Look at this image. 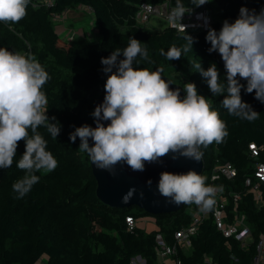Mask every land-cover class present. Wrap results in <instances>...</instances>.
<instances>
[{
    "label": "trees",
    "instance_id": "1",
    "mask_svg": "<svg viewBox=\"0 0 264 264\" xmlns=\"http://www.w3.org/2000/svg\"><path fill=\"white\" fill-rule=\"evenodd\" d=\"M173 7L177 0H31L27 15L19 23H0V47L14 53L33 55L49 74L44 85L47 97V115L55 116L61 133L54 139L41 126L38 132L47 141V150L58 161L51 173H36L40 179L23 198H17L12 185L25 175L15 163L9 169H0V264H130L136 255L145 257L149 264L156 259L155 234L161 231L170 238L173 231L189 224L192 216L185 207L177 212L153 215L139 206H113L104 203L97 195V179L93 174L87 153L79 150L80 139L72 143L69 134L75 127L93 126L91 115L96 102L104 94L107 75L102 71V57L128 45L129 38L141 41L148 52V60L137 58L134 67L150 71L161 70L162 77L171 83L192 82L198 93L204 95L212 109L227 124L228 136L223 142L213 143L203 152V176L211 174L217 163L231 162L237 169L234 179H219L217 185L230 199L229 213L236 209L246 217L252 236L243 247L238 241L227 238L217 230L212 217L203 220L199 233L193 239L191 251L183 258L186 264H201L209 254L219 264H252L256 245L264 233V204H260L246 185L248 177L258 181L255 165L264 163V103L255 99V92L241 90L242 99L260 113L249 122L229 115L221 102L227 95L212 96L205 78L197 72L195 64L207 68L215 63L220 82L227 88L224 62L218 52L209 53L207 31H191L196 38L193 49L178 60L170 61L160 53L175 47L182 50L188 41L186 32L170 25L162 29H149L138 23L136 13L142 2ZM192 9V0H182ZM211 28L221 29L227 19L234 22L241 7L264 9V0H211ZM79 6L92 10L98 36L78 37L76 41L62 40V28L57 16ZM197 8V7H194ZM58 18V17H57ZM121 55L119 59H123ZM246 86V81L241 80ZM261 147L257 157L251 156L250 144ZM25 151L21 141L17 150L18 161ZM264 202V184L261 185ZM236 196L237 199L235 198ZM139 220L150 216L154 228L150 231L139 226L130 228L126 217ZM232 254L235 255L233 259Z\"/></svg>",
    "mask_w": 264,
    "mask_h": 264
},
{
    "label": "clouds",
    "instance_id": "2",
    "mask_svg": "<svg viewBox=\"0 0 264 264\" xmlns=\"http://www.w3.org/2000/svg\"><path fill=\"white\" fill-rule=\"evenodd\" d=\"M211 0H192L194 7H201ZM31 0H0V23H19L27 15ZM182 0L169 14L172 23H182L185 14H191ZM209 23V18H204ZM188 44L182 49L175 47L161 55L173 61L193 49L196 38L186 32ZM206 41L208 52H218L226 70L227 88L220 82L215 63L207 70L201 63L195 64L212 96L227 93L221 104L229 115L249 122L259 118L260 113L245 102L241 90L264 103V9L241 7L234 22L225 20L221 29L209 27ZM141 41L129 38L121 52L114 50L102 57V71L107 75L102 104L91 114L95 127L85 124L75 127L69 134L70 141L80 139L79 150L87 153L96 169L115 175L116 165L126 164L134 172H143L146 164L156 163L171 155L202 161L201 148L219 144L228 136L227 124L212 109L206 97L198 93L195 83L183 87L186 95L181 98L180 89L173 90L170 81L162 77L161 70L150 71L134 67L137 58L148 60L147 50ZM121 55L123 59H119ZM50 79L35 56L14 53L0 47V169H9L15 163L23 170V178L13 183L17 198L27 195L39 182L36 173H51L58 161L47 150V141L38 132L44 126L54 139L61 133V125L55 116L47 115V97L43 90ZM246 81V86L241 83ZM104 121H110L105 125ZM90 140L92 143L90 144ZM25 142V151L16 160L19 143ZM207 177L190 170L187 173L162 172L157 186L160 196L175 205L195 204L201 212H209L215 204L218 188L206 183ZM148 186L152 184L147 181ZM136 188L122 197L127 204ZM144 198V192H140Z\"/></svg>",
    "mask_w": 264,
    "mask_h": 264
},
{
    "label": "built area",
    "instance_id": "3",
    "mask_svg": "<svg viewBox=\"0 0 264 264\" xmlns=\"http://www.w3.org/2000/svg\"><path fill=\"white\" fill-rule=\"evenodd\" d=\"M51 3L54 0H46ZM174 7L169 1L157 5L148 2H142L138 5L136 18L140 25H148L153 15H160L169 21V25L178 31L185 32L181 28L179 22L175 24L170 22L169 14ZM191 11V9H189ZM63 15L56 17L61 20ZM209 18V23H205L204 18ZM182 23L187 25L186 32L191 31H208L212 26L213 17L211 10L207 4L194 8L191 14H185ZM75 38V33H68L66 41L72 42ZM261 147L256 143L250 144L251 156L257 157ZM255 174L259 178L254 181L253 178L248 177L245 181L246 185L250 187L254 193L255 199L260 203L263 202V194L261 193V185L264 184V163H257L255 165ZM237 175V169L231 162L217 163L211 174H209L208 185L218 188L215 204L211 211L205 213L201 212L195 204L188 205L186 211L192 216L189 224L173 231L170 238L166 237L161 231L155 234V254L156 259L153 264H186L183 255L189 253L193 247V239L199 233L200 226L204 219L212 217L218 231H220L226 238L227 244L231 247L230 239L238 241L243 247L249 244L248 239L252 236L251 228L246 223V217L238 210H232V214L228 211L230 198L223 193L221 187L217 185L219 179H234ZM238 196L235 198L237 199ZM126 221L130 228L138 226V220L133 216H127ZM233 259L235 255L232 254ZM130 264H149L147 259L142 255H136L131 259ZM201 264H219L213 260L209 254L203 256ZM252 264H264V233H261L256 245V253Z\"/></svg>",
    "mask_w": 264,
    "mask_h": 264
},
{
    "label": "water",
    "instance_id": "4",
    "mask_svg": "<svg viewBox=\"0 0 264 264\" xmlns=\"http://www.w3.org/2000/svg\"><path fill=\"white\" fill-rule=\"evenodd\" d=\"M170 87L173 90L179 88L181 98L186 95L182 85L172 83ZM104 96L96 102V106L103 103ZM104 123L107 125L110 121H104ZM95 126L94 121L92 127ZM91 143L92 141L90 140ZM91 166L97 179V195L104 203L121 207L136 205L150 214L158 215L164 212H177L185 207L183 204L177 206L169 203L166 198L159 195L157 186L160 174L165 171L179 174L194 170L202 175L204 161L203 158L202 161L197 162L182 156L174 160L169 155L163 157L159 162L146 164L143 172H134L126 164H118L114 168L115 175L110 174L108 171L96 169L92 161ZM148 180L152 181L150 187L147 184ZM133 187L136 188V193L127 204L123 203L122 197ZM141 191L144 192L143 199L139 195Z\"/></svg>",
    "mask_w": 264,
    "mask_h": 264
},
{
    "label": "rangeland",
    "instance_id": "5",
    "mask_svg": "<svg viewBox=\"0 0 264 264\" xmlns=\"http://www.w3.org/2000/svg\"><path fill=\"white\" fill-rule=\"evenodd\" d=\"M77 9H78V7L77 8H74L73 10H77ZM83 9H84L83 13H85V14L82 15V16H80L81 19L79 20V22L78 21H75L74 18L73 19L72 18H69L66 15V13L63 14L64 16H62L61 18L62 19L65 18L64 24L66 25V28H64L62 30V32H60L61 33V36H62V40H65L66 39V36H67L68 33L74 32L75 33V38H74L73 41H76L78 39V37H79V34L76 31L77 30L76 28H79V29L80 28H84L87 31L90 28L91 33L89 35L91 36L92 33L95 34V32H94L95 23H94L93 18H92L93 14H92V16H90L91 17L90 18L89 15L87 14V11H90V10L88 8H83ZM168 25H169V21L165 17L160 16V15H153L151 17V19H150V23L148 25H143V26H146L149 29L155 30V29H162V28H164V27H166ZM73 26H74V28H72ZM91 39L94 40L95 37H92ZM205 177H207V181H208L209 175L208 176L206 175ZM138 226L141 229L146 230V231H150L152 228H154V224H153L152 218L150 216H143V217H141L138 220ZM248 241L249 242L251 241V237L248 239Z\"/></svg>",
    "mask_w": 264,
    "mask_h": 264
},
{
    "label": "crops",
    "instance_id": "6",
    "mask_svg": "<svg viewBox=\"0 0 264 264\" xmlns=\"http://www.w3.org/2000/svg\"><path fill=\"white\" fill-rule=\"evenodd\" d=\"M83 8H88V7H84V6H79L78 7V9L77 10H73V9H69V10H67L66 11V15L69 17V18H74L75 19V21H78L79 22V20L81 19L80 18V16H82V15H84L85 13H83V11H84V9ZM90 11H87V14L89 15V17L90 16H92V14H93V12H92V10L90 9V8H88ZM64 16V15H63ZM91 18V17H90ZM92 18H93V21H94V15L92 16ZM65 20V18H63V19H61L58 23H61V24H63L62 25V28H60V31L59 32H62V30L64 29V28H66V25L64 24V21ZM84 22V21H83ZM94 23H95V21H94ZM72 28H74V26L72 27ZM77 30V32H78V34H79V38L81 37H84V36H86V37H96L97 35H98V33H97V31H96V25L94 26V32H95V34L94 33H92V35L90 36L89 34L91 33V31H90V28L88 29V31L87 30H85L84 28H76Z\"/></svg>",
    "mask_w": 264,
    "mask_h": 264
}]
</instances>
